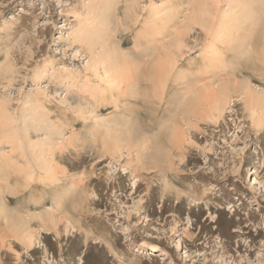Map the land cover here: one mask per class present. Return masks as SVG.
<instances>
[{
	"label": "rangeland",
	"instance_id": "374dc122",
	"mask_svg": "<svg viewBox=\"0 0 264 264\" xmlns=\"http://www.w3.org/2000/svg\"><path fill=\"white\" fill-rule=\"evenodd\" d=\"M95 1L0 0V127L10 132L0 143V159L10 165L0 177L9 209L6 217L0 215V264H264V125L254 127L238 93L212 121L215 98L204 91L229 78L224 54L235 52L230 48L246 24L237 30L238 16L227 10L233 6L239 13V2L209 0L201 16L206 22H195L184 47L171 51L176 63L163 76L161 110L151 112L161 115L160 125L134 127L129 136L120 135V128L115 132L133 142L148 137L143 162L148 167L133 172L134 146L117 139L123 147L116 148L111 137L115 142L107 144L114 150L103 147L105 128L92 126L97 119H122V97L102 69H93L86 45L67 36L88 19ZM195 1L138 0V22L132 30L117 28L115 39L127 41V50L140 32L142 43L156 39L165 51L172 34L163 38L156 30L181 29ZM246 2L258 25L251 52L231 73L237 83L248 80L264 89V0ZM123 3L116 16H123ZM181 75L196 80L201 90L192 102L195 112L189 111L194 126L186 122L189 112L168 100L185 86L172 85ZM149 86L147 96L156 95L159 85ZM114 100L121 108H114ZM132 107L143 111L140 104ZM165 177L172 187L164 189Z\"/></svg>",
	"mask_w": 264,
	"mask_h": 264
},
{
	"label": "bare ground",
	"instance_id": "6f19581e",
	"mask_svg": "<svg viewBox=\"0 0 264 264\" xmlns=\"http://www.w3.org/2000/svg\"><path fill=\"white\" fill-rule=\"evenodd\" d=\"M96 1H95V4H92L91 8L89 9L91 11L90 15H89V12H87V14L89 16L88 19L85 21H82L83 23L78 25L77 27H75V26H74V28L72 27L71 31L69 30V32L67 33V36H70L71 40H75V41H78V43L80 42V44H82V45L83 44L86 45V49H87V52L89 54V59L93 63V65H92L93 69L95 71L98 69H102L103 74L105 75L107 82L115 84L116 90H118L117 92L119 93V97H122L121 100L124 103H122V105H121L122 109L119 112H120L121 116H123L124 118L123 117H122V119L118 118L120 120H118L117 117H114L113 119H108V120L97 119L92 124V126L95 125V127L93 126L94 129H98L100 127L99 128L100 130L103 129V127L105 128L106 132L102 133L103 135L105 134L104 135L105 137L102 136L103 137L102 138V140H103L102 146L103 147L107 148L111 144V141H112V143L115 142V140L113 141V139H116V141H117V139H119L118 141H122V143H123V141L126 143L129 142L127 144H129L130 146H134V151L131 150L132 152H135V155H134L135 159L132 160L135 163V167H134V169L131 168L134 172L138 166H140V168L142 167L143 169L148 167L147 166L148 164L147 165L145 163L143 164V162L146 161V160H144L146 158V154H144V152L146 150V146L148 143V137H147V135H145V136H142L138 142H133L132 141L133 139H130V137H120V135H123L121 133V131L122 132L126 131L125 132L126 134L124 133V135L129 136V134L131 135V132L128 133L127 131H131L132 129H135L134 127H141L142 128L143 126H145V128L146 127L150 128L151 123H153L154 125H160L161 122L159 123V120H160L161 115L158 118L157 114L155 116L151 112L154 111V113H159L161 110L160 109L161 106H160L159 102L163 98L164 90H165V81L163 80V76H165V74L167 72H171V70L173 69L172 67L176 63V62L174 63V60H173L174 58H172V56H170L172 54L171 51H178L182 47H184L185 39H186L185 37L188 35L189 30L192 29L193 24H195V22L197 24V23H199V21L201 23L202 21L206 20V19L202 20L203 18L201 19V16L203 15L204 9L206 7H207V10L205 9L206 11H208V9H210V8H208V7H210L209 6L210 4H209V0H205V1L196 0L195 3H191L193 5V7L196 8L195 12L189 13L188 15H187L188 12L185 13L184 14V20L182 19V22L179 24L181 26V29H179L180 27L178 26L179 28L176 27L178 29L175 30V32H173V33L171 30L166 31L162 27L159 28L158 30H156L157 31L156 34H160L163 38L165 36H168V34L170 32L172 34V35H170V36H172L171 37L172 40H171L170 44H168V48L166 47L165 51L161 49L162 47L158 46L159 45L158 43L157 44L153 43L154 41L156 42V39L154 41H146L147 43H145V44L142 43L139 40V38L143 37V36H140L142 34L140 32H139V34H137V37H138V35L140 37H138V38L136 37L135 39H133L134 45L132 46V48H130V49L128 48L127 50H124L123 44H126L127 41H124V42H122V40L117 41L115 39V32L117 31V28H119V29L123 28L125 31L126 30H132L134 28L135 24L139 20L137 17L138 16V12H137L138 0H123L124 1L123 4L125 5V7L123 9L124 10L123 16H116L117 6L119 5L120 0H101L100 3H99V0H96ZM241 1L237 0V2H239L238 3L239 5H237V3H236L237 6L241 7L239 9V13L236 12V9L233 8V6L232 7L230 6L229 10H227V12H230V13H232V10H233V12H235V15L238 16V18L236 16V18H237L236 21L238 23L236 22L237 25L234 24V25H236L235 27L237 28V30H239V29L241 30L242 25L246 24V26H243V27H245V30L243 28V30L240 31L241 34H240V36H238V44H236L234 46V48L236 47L237 49H234L232 46L230 48V50H232V51L235 50V52L231 55L230 54H228V55L224 54L225 57H227V58L225 59V61L223 63V68L226 67L227 69H229V72H228L229 78L227 80H224L221 84L220 83L216 84V81L214 83L207 84L204 87L205 88L204 91H208L209 93L211 92L212 96L215 98L214 99L215 103H214V106L212 108L213 112H212V115L210 117V119L212 121H216L219 117H221L223 115L225 108H226V105L230 101H232L231 100L232 94L238 93V95L239 94L241 95V98L243 99L242 102H244V105L249 112V116L252 120L251 121L252 124L254 125V127L259 129L264 125V89H256V87L253 88L248 83V80L247 81L245 80L241 83H237L236 73H231V71L233 70V65H235L237 63V60L239 61V59H241L242 56H245V55H247L248 52L249 53L251 52V49L253 47L252 43H251L252 42L251 41V35L253 33V30H256L254 28L258 25V16L256 14H254L252 10H249L248 7L246 8L248 2H246V4H245L244 3L245 0L242 2ZM199 2L201 4H203L202 7L200 6ZM234 2H236V0ZM252 3H253V1H252ZM257 3H258V1H257ZM211 6H212V4H211ZM193 7H191V8H193ZM258 7H261V6H258ZM263 8H264V6H263ZM214 9L215 8L212 7L211 11ZM189 10H191V9L187 8V11H189ZM258 10H260V9H258ZM256 11H257V9H256ZM93 12H95V13H93ZM240 13H241V15H240ZM226 14L227 13H224L225 16H226ZM263 14H264V12H263ZM113 15H115V16L112 17ZM112 18L115 19L114 23H113ZM260 18H261V16H260ZM259 20H261V19H259ZM259 23H260V21H259ZM206 25L203 23V27H206ZM232 28H233V26H232ZM263 29H264V27H263ZM152 32H154V30H152ZM145 33H148V32H145ZM263 33H264V30H263ZM143 34H144V32H143ZM263 37H264V34H263ZM234 39H235V37L231 38V40H234ZM254 42H256V40ZM97 47H99L100 50L96 51ZM161 53H163L162 57L159 56V54H161ZM154 56H156V57L154 58ZM150 57H152L153 60H151L152 58H150ZM148 59H150L151 61H148ZM157 72H158V74H157ZM161 72H163L162 73L163 75H161ZM216 75L217 74H215V76ZM158 76H159V78H158ZM218 77L219 78H217V81L220 80V75H218ZM165 78H167V77H165ZM147 81H149V83H151V84H149L151 86L156 87L155 85H159L156 92L153 91V93H156V95L151 94L152 96L151 95L147 96V89L150 87L146 83ZM181 84H184L185 86H181L179 89H177V88L174 89L173 92L170 93L168 100L170 99V100L174 101L175 108L176 107L178 108V105H181V109L183 106L187 110V111L184 110L185 112H189L192 110L195 112V110L192 108V107H194L193 105L195 103L192 104V102H194L195 98L198 99L199 92L201 94V90H199V88H200L199 84L196 80L191 79L190 77H187V75L186 76L181 75V76H178L176 78L174 77L172 85H181ZM121 90H122V94H120ZM202 94H203V92H202ZM197 99H196V102H197ZM111 104L114 106L115 109H118L120 107L117 100H114L113 102H111ZM137 104L142 105L143 111H137V110L133 111L132 106H135ZM147 104H152L151 105L152 107H153V104L154 105L156 104L159 106V108L158 107L151 108ZM146 105H147V107H146ZM163 108L164 109H162V110H164V112L168 111L167 108H165V106ZM190 108H192V109H190ZM179 110H180V108H179ZM170 111H168V112H170ZM161 112H163V111H161ZM173 112H175V111L173 110ZM186 115H187V117L185 119H186L187 124L189 126L190 125L194 126L193 125L194 123L192 124V122H190L191 116H192L190 114V112ZM1 121H3V120L1 119ZM136 122H137V124H136ZM134 123L136 124V126L134 125ZM163 125H165V124H163ZM96 126H98V127H96ZM112 126H113V128H114V126H116L115 128L117 130L115 128L112 129ZM121 127H123V129H125V127H126V130H123ZM118 128H120L119 129L120 131L118 130ZM1 129H2V126L0 127V138H2L3 136L5 137V134L8 136V137L6 136V138H9L10 132L7 133L4 130L5 129L4 126H3V130H1ZM112 131H114L113 135H112ZM118 131H119V133H121L120 135H118L119 133H115ZM93 134H95V136H96V133H93ZM102 134H100V135H102ZM115 134L118 135L117 138H116ZM26 136H27L26 138L29 139L28 138L29 136L27 134H26ZM4 137H3V139H4ZM111 137H114V138L111 140ZM107 139L110 142L109 145L107 144L108 143ZM6 140L7 139H4V140L0 139V143H2V141H6ZM92 140H93V138H92ZM105 141H106V143H105ZM118 141L115 142L116 144L114 143L113 145H115L116 148H119L120 146L123 147V145L121 143H119L121 145L118 144ZM126 143H125V145H127ZM105 144L108 146H105ZM116 145H118L119 147H117ZM111 147L112 146L110 145V148ZM126 149H127V146H126ZM104 150H105V148H104ZM112 150H114V148ZM115 151H116V149H115ZM117 151H118V149H117ZM105 152H107V151H105ZM113 152H112V154L115 153V152L114 153ZM2 155H0L1 159H3ZM111 157H112V155H111ZM1 159H0V177L2 179L3 177H5V175H7V169L10 165H9V162L7 163V161L1 160ZM41 161H44V162H41L42 167L47 165L46 161L44 159ZM145 166H147V167H145ZM17 167H19V166H17ZM31 167H33L32 163H31ZM135 172H137V171H135ZM160 172H162L163 177H164V175H165L164 171H162L160 169L159 173ZM162 174L159 176H162ZM133 184H134V182H133ZM163 184H164V189H167L168 187H172L171 186L172 183H169L166 180V177L164 179ZM59 193L57 192L56 196ZM176 194L178 195V191H176ZM61 195H64V194L61 193ZM3 199L5 200V198H3L0 195V215H3L6 217V215L9 214V209H8V206L4 203ZM59 200L61 201V199H59ZM39 218H40L42 223L45 222L44 217L40 216ZM50 221H52V219ZM46 222H47V220H46ZM24 223H28V222L24 220ZM55 223H56V221H55ZM42 228L45 229L44 231H46L48 229L46 227H42ZM26 233H27V231H26ZM29 235H31V232L28 233V237H27V240H28L27 242L30 244V241H32V238Z\"/></svg>",
	"mask_w": 264,
	"mask_h": 264
}]
</instances>
